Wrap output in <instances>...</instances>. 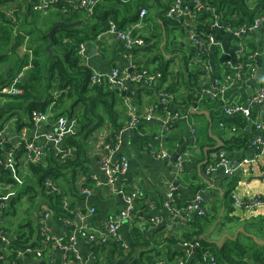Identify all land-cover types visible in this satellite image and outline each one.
I'll list each match as a JSON object with an SVG mask.
<instances>
[{"label":"crops","instance_id":"1","mask_svg":"<svg viewBox=\"0 0 264 264\" xmlns=\"http://www.w3.org/2000/svg\"><path fill=\"white\" fill-rule=\"evenodd\" d=\"M183 1L188 4H194L196 0ZM246 2L251 9L255 11V17L264 13H261L262 9H264V0H246ZM0 6L2 8V14L4 15L8 9H16V15L21 19L28 10H31L30 0H0ZM192 21L193 19L191 18L182 19L178 21L179 23L177 25L166 27L161 21L156 19L153 10H148L146 20L142 25V33L151 36L152 34H156L153 32V29L159 31V34H157L158 37L156 38L157 40L153 39V41H151H158L157 47L152 50H159L160 53L158 55L152 59H145L144 61L142 58L141 61L137 56L145 47L138 48L133 55V60L129 61L125 57L126 52L121 43L117 41L114 36L103 32L98 35L96 40L93 39L85 42L87 46L86 65L92 70L100 73H109L115 67H120L123 72L126 70L129 72V70L134 71L139 69L142 71H149L155 67L158 63V59L162 57L164 61H170V70L172 65H178L182 68V70L180 69V73H185L183 69L184 61L183 63L180 62L185 59L177 57L173 52H181L185 49L188 51L189 56H191L192 46L188 42L187 36L188 30L192 26ZM214 36L216 44L209 46L206 50L207 61L214 77L223 76L225 70L221 67V64L224 61L231 62L232 64L242 61L249 64L248 60L245 58L247 54L249 55L255 51H259L262 54L256 57L252 62V66L256 67V73L253 76L246 75V77H243V79L224 96V98L229 99L231 102L246 105L264 83V25L260 30L243 37L242 40L221 30L215 31ZM241 44L243 50L241 49ZM24 51L25 49H22V52ZM155 58H158L156 63H154ZM191 62L192 66L190 67L192 70H195L196 65L193 59ZM15 67L16 64L14 62H0V88L10 82L3 81L13 75ZM260 70L261 72L258 75ZM171 71L173 74V70ZM180 77L183 80V76L180 75ZM27 79L28 74L24 79V83L27 82ZM172 80V75H170L164 86L166 87L173 82L179 85L181 84L179 78H176L175 81ZM133 92L134 96L132 97V102L137 105L141 111H144L150 103L156 101L155 93L153 95L146 94L144 91L138 93V89L133 90ZM184 92L185 89L181 86L178 94H183ZM122 96L126 106L125 111L121 115L123 126L114 135V138H112L114 133L113 127L106 122L89 138V170L86 176L82 173L77 174L76 189L79 194L77 197L72 196L70 193V195L63 196V200L65 198L73 213L67 212L62 207L65 216H57L49 211L45 205L41 206L40 201L34 210V214L31 215L33 219L28 218L27 222L31 221L34 225H37L42 214L50 212L47 226L49 232L56 237L67 236L74 230L75 226H85L94 232L103 231L109 220H111L123 206L121 197L116 196L111 189L105 185L106 178L98 167V160L104 155L103 146L106 143H110L111 138L114 139V143L116 142L119 145L118 155L126 156L129 161V169L126 174L118 177L116 182L117 187L124 188L126 191L139 188L141 191V196L137 202L136 208L138 216L132 223L123 224L120 230V235L128 245L132 240L131 230L134 226H137L136 228L138 231L147 237V239L153 241L158 240V242L171 236L178 238L185 232L188 222H181L179 218L174 217L173 214H170L164 208L165 194L170 187H175L176 189L175 204L178 207L191 202L196 194L203 193L206 200L207 212H210L213 207L220 204L228 191H231L230 197L231 194H235L237 197L243 199L253 197L264 199V157L257 160V166L254 170L245 169L230 176H225L221 168L209 172L210 166L214 164L220 153H216L212 148L219 143L220 146H223L225 140L238 134H244L249 136V138H252L255 134L264 136V119L262 117L264 111L263 106H254L252 108L256 122L262 124V129L260 131H255L253 124L246 123L244 117L241 115H234L231 117L225 116L223 113V104L220 99L215 101L206 100L203 106L200 104L198 107V110L207 111L209 113L212 126H210L211 124L205 116L190 114L187 119L178 121L170 132L166 134L164 144L175 154L189 149L191 151V156L182 174L176 178L166 161L157 160L149 154V149L157 146L156 136L160 132L158 119L153 120L149 125L139 128L138 131L121 132L122 128L129 120L127 99L125 95ZM71 103L72 101L65 102V106H69ZM7 104H10L12 107L9 108V115L6 114L1 119L0 125L2 127L0 128H5L11 144L10 146H16L22 138L30 140L33 137V123L30 114L27 122L23 121L21 116H19V112H21L20 108L16 107L17 104L14 105L12 100L6 97L4 99V105ZM78 108L79 107H77V109ZM177 109L183 111L184 108L177 106ZM46 110L44 112H46ZM56 112V109L54 112H51L49 122L46 124L44 123L38 128L39 133L50 129L52 122L56 119ZM158 115L159 114H157V116ZM220 123L224 124L223 128L220 127ZM191 126L197 129L198 141L195 144L192 142ZM205 150H207L206 153L208 156H206ZM52 152V149L47 147L43 160ZM221 152H225L229 157H235L236 159L251 157L253 155V151L249 147L247 149H234L232 151L222 149ZM18 156L23 160L21 150H18ZM91 176L97 177L101 184L100 187L95 185V182L91 180ZM29 178L33 180L34 176L29 175ZM88 180H90V183H88ZM54 182L60 187L62 192L69 191L63 179ZM80 186L93 190L92 195L85 198L79 191ZM230 197L229 199L232 202L231 206L233 208L232 215L237 217L240 222L236 224H227L224 228L229 226L230 235L233 236L241 228L245 231V227L247 226L245 233L252 234L256 237L255 234L251 232H254L255 228L264 223V207L257 208L253 211L237 210L234 208L233 201ZM91 207L95 208V213L86 218L85 216ZM221 211H223L222 220L225 211L224 209H221ZM232 215L230 216L232 217ZM153 216H162V225L158 227L154 226L150 219ZM68 221L71 225L68 224ZM223 229L218 232L215 228L211 239L219 240L226 234ZM240 233L238 237L241 238ZM256 240H258V238H256ZM261 246H264V244ZM94 247L95 245L92 243L79 238L75 247V255L70 254L69 259H66L64 253L57 248L56 245L51 243L48 251L45 252L42 257L38 258L34 255H29V257L22 258L18 262L19 264H93L98 261L93 249ZM146 248L150 249L149 246ZM163 257L164 255L161 259H163ZM98 258L100 260L99 264H108V260L113 261V264H129L125 257L111 256L110 259H108L107 256L103 255L101 257L98 256ZM135 258L136 257H133V260ZM78 259H80L82 263H79ZM159 261L161 260L159 259Z\"/></svg>","mask_w":264,"mask_h":264},{"label":"trees","instance_id":"2","mask_svg":"<svg viewBox=\"0 0 264 264\" xmlns=\"http://www.w3.org/2000/svg\"><path fill=\"white\" fill-rule=\"evenodd\" d=\"M172 1L104 0L96 4L93 14L89 17L84 11L63 12L62 8L65 3L64 0H61L57 7L49 10L46 14L28 10L22 18L20 32L17 31L16 33L12 28L15 23L4 14H0V62L10 61L16 64L13 75L3 82H11L15 75L20 73L29 62L31 64V69L27 73V82L23 85L25 93L23 96L14 97V99L21 98L24 102H27V114L29 116L34 110L44 112L55 101L53 98L54 92L61 91L52 112L56 109V118L65 116L69 120L75 121L76 124L75 134L65 141L67 146L74 149L73 158L66 164H59L53 153H49L40 164H29V171L34 179H25L24 186L21 187L23 191L17 192L7 202V208L3 213L4 218L9 220L10 216H14V218L17 216L16 205L22 194H32L28 199L31 201V206L37 207V204L41 201V206L45 205L53 214L65 216L62 209L63 196L71 194L77 197L79 194L76 189L77 174L82 173L86 176L89 170V138L106 122L113 127L112 138H114V135L123 126L121 115L126 109L122 94H119L109 84L93 85L90 83L92 69L79 56L80 45L88 40H96L99 34L107 31L111 21L119 29L126 30L138 22V13L142 8L147 9V11L153 10L156 19L166 27L177 25L179 20L166 16ZM208 1L209 5L215 7L217 12L222 15L223 21L231 23L233 27L252 24L255 19L256 13L247 4L246 0ZM262 12H264V9H262ZM18 19L17 17V23ZM78 21H83L81 26L58 28L53 32L52 38L48 37L54 26ZM210 25L211 17L209 14L196 15L193 29L198 33H214L210 29ZM157 37V34H152L150 37L144 36L145 51H152L153 48L157 47L158 41L151 42ZM22 49H25V51L22 52ZM135 52L136 49L132 54L134 55ZM30 54L32 56L31 61ZM193 57L194 52L191 47V56L186 57L184 60L183 69L185 73H180L184 78L182 86L185 92L183 94H178L181 87L179 84L173 82L166 87L164 86L168 77L172 75V71L170 70V61H164L162 57L155 58L154 63L157 62V59L158 63L153 69L149 70V73H159L161 77L149 88L140 87L138 93L144 91L146 94L153 95L163 89L175 96L170 105L171 107L177 109V106H180L184 108L183 111H186L189 107H196L201 88L202 72L197 67H195V70L190 68L189 63ZM69 101H72L71 105L65 106V102ZM11 107L10 104H7L0 109V121L6 114L9 115L8 111ZM77 107L79 108L77 109ZM161 111L162 108L157 106V112L160 113ZM149 124V122L144 123L140 128ZM0 127L2 126L0 125ZM112 138L110 139L111 144L114 143ZM250 140L249 136L238 134L225 140L222 149L226 151L247 149ZM221 150L216 151V153L221 152ZM8 178L6 175L5 180L7 181ZM47 179L53 181L63 179L69 191L48 194L45 189ZM88 183H90V180H88ZM230 193L231 191H228L224 200L213 207L210 212H207L205 216L191 217L185 232L180 237L171 236L160 242L158 240L153 241L147 239L138 231L137 226H134L131 230L132 240L129 243L128 251L121 248L120 243L117 241H107L93 248L98 259L93 264H99L98 256L103 255L107 256L108 259L111 256L125 257L129 264H157L159 259L172 264L177 257H184V251L179 248L178 244L193 240H199L202 249L195 253L191 264H207L203 259L204 252L212 253L217 264H264V246L257 243V240L255 241L251 236L240 233L241 237H246V242L238 237L235 241L226 240L221 248H217L208 242L212 235L207 237L206 240H200V236L205 234L218 219L221 209L225 211L224 217L216 226V231L219 232L227 224L240 222L237 217L232 215L233 208L229 199ZM37 198L38 201H36ZM10 220L9 229L13 227L18 230V240L10 245L12 252L6 254V260L12 262L16 259L15 252L19 249L41 245V238L39 224L34 225L31 221L27 222L28 220L18 221L16 224L12 218ZM148 246L150 249L146 248ZM163 255L164 257L161 259ZM133 257L136 258L133 260ZM144 259H146V263H144ZM0 264H4L3 261H0ZM16 264H19V262L17 261ZM108 264H113V261L108 260Z\"/></svg>","mask_w":264,"mask_h":264},{"label":"built area","instance_id":"3","mask_svg":"<svg viewBox=\"0 0 264 264\" xmlns=\"http://www.w3.org/2000/svg\"><path fill=\"white\" fill-rule=\"evenodd\" d=\"M101 1L103 0H64L65 4L62 11H84L87 16L90 17L93 14L96 4ZM30 2L32 11L46 14L49 10L57 7V5L61 3V0H30ZM208 2V0H196L194 4H188L183 0H173L167 16L175 20L193 19L196 15L200 16L204 12H209L212 15L210 29L213 32L221 30L233 35L239 40H242L243 37L250 33L260 30L264 25L263 13L256 16L252 24L233 27L231 23L223 21L222 15L217 12L215 7L210 6ZM1 13L2 8L0 6V14ZM146 14L147 10L142 9L139 14L138 22L127 30L119 29L114 22H109L106 33L114 36L115 39L121 43L126 52L125 57L129 61L133 60L132 53L135 49L142 48L146 45L143 38L144 34L142 33L143 18ZM5 15L17 24L16 9H8ZM187 40L193 48V61L197 69L202 72V79L196 107H189L186 111L171 107L170 105L174 100V94L164 91L163 89L156 92V101L150 103L144 111H141L139 107L132 102V97L134 96L133 90L139 89L140 87H151L161 77L159 73L151 74L149 71L142 70H129V72L126 70L123 72L120 67H115L109 73H100L92 70L90 76L91 84L102 85L107 83L117 90L118 93L126 96L129 120L122 128L121 132L138 131L142 124L147 122L150 123L158 119L160 132L156 136L157 146L150 148L149 154L157 160L166 161L176 178L184 171L186 163L191 156V151L186 149L175 154L165 146L164 138L178 121L189 117L191 109L198 110L199 105L206 100L215 101L220 99L223 104V113L225 116L231 117L234 115H241L244 117L246 123L253 124L255 131H260L262 129V124L256 122L252 108L254 106L264 107V83L246 105L234 103L224 98L226 93L233 89L243 77H246V75L253 76L256 73V67L252 66V62L256 57L262 55L259 51L245 56L249 64L242 61L235 64L227 61L222 62L221 67L225 70L223 76L214 77L206 57L207 48L216 44L214 33H198L193 29V26H191L188 30ZM240 46L243 50L242 44ZM78 54L86 64L87 46L85 43L80 45ZM31 59L32 56L30 54V61ZM29 69H31L30 62L20 73L15 75L10 83L0 88V109L3 107L6 97L13 98L24 95V79ZM60 94L61 91L54 92L53 98L55 101ZM55 101L51 103L46 112L37 110L32 112L31 119L34 133L30 140L22 138L18 142V145L10 146L11 144L5 128H0V261H3L4 264H16L17 261L29 257V255L40 258L48 251L51 243L56 245L57 248L64 253L66 259H69L70 254L75 255V247L79 238L95 246L107 241H117L124 250L128 251L129 248L127 242L123 240L120 235V230L123 224L132 223L138 216L136 208L137 202L141 196V191L139 188L126 191L124 188L117 187V179L127 173L129 161L126 156L118 155V143L115 142L111 144L110 142L103 146L104 155L98 160V167L106 178L105 185L109 187L116 196L121 197L123 206L118 213L109 220L106 228L103 231L94 232L85 226H75L74 230L67 236L56 237L49 232L47 226L50 212H45L38 222L41 245L19 249L15 252L16 259L14 261L9 262L6 260V254L12 252L10 245L18 240V230L16 228L9 229V220L3 217V213L7 208V202L16 195L15 192L10 191L11 188L13 186H18L20 188L24 186L25 179H29V175H32L29 171V164H40L43 161L45 149L47 147L52 149L53 156L59 164H66L74 155V149L67 146L65 141L68 137L75 134V121L69 120L65 116H60L52 122V126H50L48 131H43L41 133L38 131L40 126L49 122ZM158 105L162 108L160 113L157 112ZM157 114L159 115L157 116ZM262 117L264 119V111ZM219 125L222 128L224 127L222 123ZM190 130L192 142L195 144L198 141L197 129L191 126ZM248 147L253 151V155L241 159L229 157L227 153L220 152L217 161L210 166L209 172L221 168L225 176H230L241 170H254L257 166V160L264 157V136L255 134L251 138ZM18 150H21L23 160L19 158ZM6 175L9 177L7 181L5 180ZM91 180L95 182L96 186H101L97 177L91 176ZM45 189L48 194L61 193L60 187L51 179L45 181ZM79 191L85 198L90 197L93 193V190L82 186L79 187ZM175 191V187H170L165 194L164 208L167 212L179 218L183 223H187L191 217L198 215L205 216L207 214L206 200L203 193L196 194L191 202L178 207L175 204ZM231 199L234 208L237 210L253 211L257 208L264 207V199L260 197L243 199L237 197L235 194H231ZM62 207L67 212L73 213L65 198ZM94 213L95 208L91 207L85 217L87 218ZM150 219L151 223L156 227L163 223L162 216H153ZM68 224L71 225L69 221ZM178 245L179 248L184 251V257H177L172 264H191V260L195 256V253L202 249L199 240L180 242ZM203 259L207 264H217L215 257L210 252H204ZM78 262L82 263L80 259H78ZM157 264L169 263L161 260Z\"/></svg>","mask_w":264,"mask_h":264},{"label":"rangeland","instance_id":"4","mask_svg":"<svg viewBox=\"0 0 264 264\" xmlns=\"http://www.w3.org/2000/svg\"><path fill=\"white\" fill-rule=\"evenodd\" d=\"M16 19H17V17H16ZM21 21H22V19L19 18L18 19V23L12 26L13 30H15L16 32L17 31L20 32V30H21L20 29L21 28L20 27ZM194 25H195V18H193V21H192V26L194 27ZM153 32H155L156 34H159V31L157 29H153ZM145 35H147V34L145 33ZM147 37H150V35H147ZM159 53H160L159 50H154V51L141 50L138 53V56L137 57H138L139 60H141L143 58V61H144L145 59H148V58L149 59H152L153 57H155ZM173 54L174 55H177V57H180V58H183V59H185L186 57L189 56L188 51L185 50V49L182 50L181 52H176L175 51V52H173ZM183 61L184 60H181L180 62L183 63ZM189 66H192V62L189 63ZM180 69L182 70V68L179 67L178 65H175V66L172 65L171 66V70H173V74H172V79L173 80L172 81H175L176 78H179L180 79V82H181L180 85L182 86V82H184V78L182 80V78L180 77V74H179L181 72ZM10 99L12 100V102H13L14 105L17 104L16 107H19L20 108V111L21 112H19V116H21V118H22L23 121H26L27 122V120H28V115L26 113V110H27V108H26L27 102H24L21 98H17V99L10 98ZM203 105L204 104L202 103L201 106H203ZM10 191L17 193V192H22L23 189L20 188V187H18V186H16V187H12ZM31 195L32 194H24V195L22 194L20 201L16 205V208H17V211H18L17 216L15 218H14V216H10L9 217V219L12 218L16 224L18 223V221L19 222L27 221V219L29 217L31 219H33V216H31V215L34 214V210L36 209V207L35 206H31V201L28 200ZM36 200H38V199H36ZM223 230H224V233H226L227 235H230L229 226H227ZM251 233L255 234L256 237H253L255 241H256V238H258L257 243H259L261 245L264 244V223L261 224L259 227L255 228L254 229V232H251ZM250 235H252V234H250ZM252 236H254V235H252ZM241 240L244 241V242L247 241L246 237H244V236L241 237ZM144 263H146V259H144Z\"/></svg>","mask_w":264,"mask_h":264},{"label":"water","instance_id":"5","mask_svg":"<svg viewBox=\"0 0 264 264\" xmlns=\"http://www.w3.org/2000/svg\"><path fill=\"white\" fill-rule=\"evenodd\" d=\"M82 23H83V21H78V22H74V23H70V24H58V25L54 26L53 29L49 32L48 37L49 38H52L53 32L56 31V29H58V28H72V27H77V26H81ZM260 72H261V70L258 72V75H259ZM190 114L191 115H198V116H205L206 119L211 124V119L209 118V113L207 111H201V110L191 109L190 110ZM210 126H212V124ZM210 131H211V127H210ZM209 149H211V148H209ZM212 149L214 151H218V150H221L222 149V146H220V143H219L217 146L213 147ZM206 151L207 150H205V153H206ZM206 156H208L207 153H206ZM222 216H223V211L220 212V214L218 216V219L212 224V226L209 227V230L205 234H203L202 236H200V240H206L207 237H209V236L212 235V233L215 230L216 226L221 221ZM240 231H241V233L245 234V231L241 228L233 236L224 234L219 240L210 239V240H208V242L210 244H212V245H215L217 248H221V246L225 243L226 239L227 240H231V241H235L238 238V235H239ZM246 235L251 236V237H254V236H252L250 234H246Z\"/></svg>","mask_w":264,"mask_h":264},{"label":"bare ground","instance_id":"6","mask_svg":"<svg viewBox=\"0 0 264 264\" xmlns=\"http://www.w3.org/2000/svg\"><path fill=\"white\" fill-rule=\"evenodd\" d=\"M142 9H145V8H142ZM141 9V10H142ZM140 10V11H141ZM147 10V9H146ZM140 11H139V13H138V17H139V14H140ZM167 13H168V11H167ZM167 13H166V16H167ZM209 14L210 15V17H211V21H212V15H211V13H209V12H204V13H202L200 16H202L203 14ZM147 14H148V11H147ZM147 14L144 16V18H143V22L145 21V18H146V16H147ZM168 17V16H167ZM169 18V17H168ZM132 27V26H131ZM130 28V27H129ZM128 29V28H127ZM126 29V30H127ZM124 30V29H123ZM107 32V31H106ZM145 36V35H144ZM144 36H143V38H144ZM144 47H146V45L144 46ZM143 48V47H142ZM142 88V87H141ZM122 95H124V94H122ZM17 97H19V96H17ZM14 98V97H13ZM159 106V105H158ZM32 114V113H31ZM68 118V117H67Z\"/></svg>","mask_w":264,"mask_h":264}]
</instances>
